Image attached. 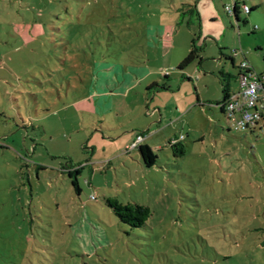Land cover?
Returning a JSON list of instances; mask_svg holds the SVG:
<instances>
[{"label": "rangeland", "instance_id": "rangeland-1", "mask_svg": "<svg viewBox=\"0 0 264 264\" xmlns=\"http://www.w3.org/2000/svg\"><path fill=\"white\" fill-rule=\"evenodd\" d=\"M233 3L0 0V264H264V122L215 104L219 71L264 77V0Z\"/></svg>", "mask_w": 264, "mask_h": 264}, {"label": "trees", "instance_id": "trees-1", "mask_svg": "<svg viewBox=\"0 0 264 264\" xmlns=\"http://www.w3.org/2000/svg\"><path fill=\"white\" fill-rule=\"evenodd\" d=\"M243 0H234L232 10L229 14H233L237 20L240 19V12H241V5H243ZM228 13V12H227ZM250 10L246 13L249 14ZM246 22V20H244ZM197 57L196 51L194 49H191L188 53V55L182 60V62L179 65V68H182L189 64L193 59ZM231 60L232 65L234 64L233 57H229ZM240 68V66H239ZM241 72V69L239 71V74ZM237 75V77L239 76ZM259 78H263L264 82V77L261 76L260 74ZM218 77H219V82L221 85V100L216 101V105L219 106V110L221 112H224V104L229 98L230 94L233 92H230V80L233 77L229 73H225L224 71H219L218 72ZM264 84V83H263ZM264 122V120H262ZM260 121L258 125L262 122ZM257 126V125H254ZM247 127L246 129L252 130L255 129V127ZM245 130V129H244ZM169 145L171 146L172 149L174 150H179L180 153L184 152V146L179 144L177 141H171L168 140ZM137 150L139 152V156L141 159V162L144 164L146 167H151L156 163L157 156L156 154L152 151V149L147 145V144H139L137 146ZM80 168L79 167H74L72 169H69L68 175L71 177V182L72 185L75 187L77 191H79V186L77 183L76 176L79 174ZM107 205L113 210L115 215L120 219V221L127 223L133 227H140L142 226L146 220L148 219L150 215V209L146 205L142 204H136V203H121L115 198H107L106 200Z\"/></svg>", "mask_w": 264, "mask_h": 264}, {"label": "built area", "instance_id": "built-area-1", "mask_svg": "<svg viewBox=\"0 0 264 264\" xmlns=\"http://www.w3.org/2000/svg\"><path fill=\"white\" fill-rule=\"evenodd\" d=\"M226 12H231L230 6H225ZM242 11L247 13L248 6L242 5ZM241 72L239 89L230 94L224 104V113L231 125L238 130L257 125L264 120V82L246 63H240ZM144 139L137 135L132 147H137Z\"/></svg>", "mask_w": 264, "mask_h": 264}, {"label": "crops", "instance_id": "crops-1", "mask_svg": "<svg viewBox=\"0 0 264 264\" xmlns=\"http://www.w3.org/2000/svg\"><path fill=\"white\" fill-rule=\"evenodd\" d=\"M38 33V32H37ZM122 69V71L124 72V74L126 75L127 74V72L124 70V68H121ZM130 70L132 69V68H129ZM135 74H137V72L133 69L132 70ZM119 73V72H118ZM117 73V74H118ZM119 75V74H118ZM103 75L101 74L100 75V77H102ZM137 79H139V78H137ZM132 80V79H131ZM131 80H127L128 82H126V84H128V86H126V88L128 89V88H130L133 84H134V82H135V80L134 81H132V82H130ZM220 83V82H219ZM98 87H103L105 90H103V91H106V89L107 88H105L104 86H102V85H98ZM120 91H124V89L123 88H120L119 89ZM110 91H112V90H108V92H110ZM230 92H235L234 90H232L231 89V87H230ZM98 94V93H97ZM86 99H87V97H86ZM79 106L80 107H85V106H88L87 105V103L85 102V101H81L80 103H79ZM141 144H147L148 145V143H147V141L145 140L143 143H141ZM149 146V145H148ZM150 147V146H149ZM151 148V147H150Z\"/></svg>", "mask_w": 264, "mask_h": 264}]
</instances>
